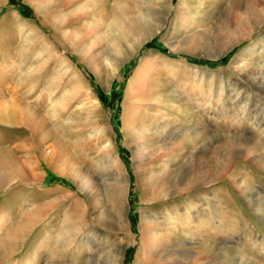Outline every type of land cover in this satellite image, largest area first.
Segmentation results:
<instances>
[{
	"label": "rangeland",
	"instance_id": "1",
	"mask_svg": "<svg viewBox=\"0 0 264 264\" xmlns=\"http://www.w3.org/2000/svg\"><path fill=\"white\" fill-rule=\"evenodd\" d=\"M11 103L0 264H264V0H0Z\"/></svg>",
	"mask_w": 264,
	"mask_h": 264
},
{
	"label": "bare ground",
	"instance_id": "2",
	"mask_svg": "<svg viewBox=\"0 0 264 264\" xmlns=\"http://www.w3.org/2000/svg\"><path fill=\"white\" fill-rule=\"evenodd\" d=\"M124 20L122 21V23H121V30H119V33H124L125 32V27L126 26H129V25H131V22L129 23V25H127L128 24V20H126V18H123ZM156 30H158V29H156ZM156 33V31H151V33H150V35L149 36H153L154 34ZM149 36H146V37H144V39L145 40H148V38H149ZM5 110H11V111H13V112H15V111H17V108H15L14 107V104H12L11 103V105H9V104H7V105H3V107L2 106H0V119H2V120H4V121H6V120H10V118H11V116H6L5 114H3V111H5ZM15 110V111H14ZM15 114H16V112H15ZM40 153V152H39ZM42 155H48L47 153H43L42 152ZM180 169V168H179ZM119 182L120 183H122L123 182V180L121 179V178H116L115 179V184H113L112 185V188L115 190V191H117V194L120 196V198H119V201H120V199L122 198V195H123V193H124V186H120L119 185ZM84 183L86 184V186H89V185H91L92 184V182H91V180H89V178H85L84 179ZM92 187V186H91ZM120 203V202H119ZM117 210V212H118V210L120 211V209H119V206H118V208L116 209ZM219 211V210H218ZM217 211V212H218ZM114 218V220L116 221V223H123L124 222V218L122 217V216H120V215H118V213H117V216H115V217H113ZM176 226V225H175ZM174 226V227H175ZM176 228V227H175ZM216 229V228H215ZM183 230V229H182ZM250 230H254V228L253 227H251V229ZM255 231V230H254ZM248 232V231H247ZM252 232V231H251ZM250 233V232H249ZM246 234V233H245ZM57 239V238H56ZM109 242V241H108ZM111 242V241H110ZM183 242V244L184 245H182V249H178L177 251V255L175 256V260H184V259H186V258H188V259H190V258H193V251H191L189 248H188V243H189V241L188 240H183L182 241ZM64 244V243H63ZM65 244H67V243H65ZM67 246V245H66ZM123 248V245H122V242L121 241H119V242H116V243H113L112 242V248L109 250V257L110 258H112V259H114L115 258V256H117V255H119L120 254V252H121V249ZM76 256V255H75ZM81 258V257H80ZM71 260V259H70ZM79 260V259H78ZM79 263V262H78Z\"/></svg>",
	"mask_w": 264,
	"mask_h": 264
}]
</instances>
